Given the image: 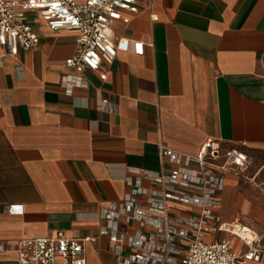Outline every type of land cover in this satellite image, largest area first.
Listing matches in <instances>:
<instances>
[{"label":"crops","instance_id":"crops-1","mask_svg":"<svg viewBox=\"0 0 264 264\" xmlns=\"http://www.w3.org/2000/svg\"><path fill=\"white\" fill-rule=\"evenodd\" d=\"M137 1L139 11L113 21L109 35L141 41L143 54L119 52L106 80L86 71L70 95L60 78L75 74L64 65L75 30L52 31L30 12L39 44L17 55L0 47V264H17L19 239L56 230L91 239L89 264H116L98 212L121 199L129 168L168 170L160 144L195 156L207 139L245 143L254 182L227 174L217 213L264 231V0ZM101 96L117 113L96 111ZM141 185L153 182L141 176ZM227 207L235 214L224 215Z\"/></svg>","mask_w":264,"mask_h":264},{"label":"built area","instance_id":"built-area-1","mask_svg":"<svg viewBox=\"0 0 264 264\" xmlns=\"http://www.w3.org/2000/svg\"><path fill=\"white\" fill-rule=\"evenodd\" d=\"M137 0H0V47L17 55L39 44L30 12L38 14L52 30L77 32L75 52L64 65L75 74H65L60 85L70 95L86 85L84 72L107 78L106 66L119 52L143 54V43L121 36L113 40L110 24L127 23L128 14L139 11ZM100 113H117V106L101 96L95 104ZM242 143L241 146H244ZM241 146H226L207 139L198 153L178 152L159 145L160 162L168 170L129 168L127 189L121 199L98 212L100 234L113 243L116 264H250L264 256V231L241 220L223 221L217 213L227 174L254 182L245 174L251 162ZM141 176L153 185H141ZM8 205L13 213L17 207ZM135 226H131L132 223ZM224 236L214 240L204 237ZM246 247L242 254L232 249L231 238ZM88 237H70L63 230L41 238H21L13 244L17 264H89L84 255ZM125 249H129L125 253Z\"/></svg>","mask_w":264,"mask_h":264},{"label":"rangeland","instance_id":"rangeland-1","mask_svg":"<svg viewBox=\"0 0 264 264\" xmlns=\"http://www.w3.org/2000/svg\"><path fill=\"white\" fill-rule=\"evenodd\" d=\"M263 160H264V158H262ZM261 186V185H260ZM260 186H257V188L261 191V192H263V194H264V190L262 189V188H260ZM223 214L224 215H229V214H235V212H234V210L232 209V208H229V207H227V208H224L223 209ZM247 222H249V221H247ZM204 239L205 240H207L208 239V237H204Z\"/></svg>","mask_w":264,"mask_h":264}]
</instances>
